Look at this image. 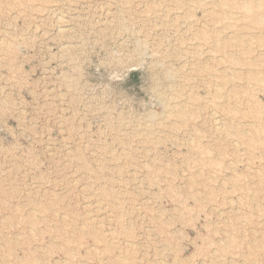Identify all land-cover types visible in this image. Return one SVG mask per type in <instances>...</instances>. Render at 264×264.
I'll list each match as a JSON object with an SVG mask.
<instances>
[{
	"label": "rangeland",
	"instance_id": "rangeland-1",
	"mask_svg": "<svg viewBox=\"0 0 264 264\" xmlns=\"http://www.w3.org/2000/svg\"><path fill=\"white\" fill-rule=\"evenodd\" d=\"M0 264H264V0H0Z\"/></svg>",
	"mask_w": 264,
	"mask_h": 264
},
{
	"label": "bare ground",
	"instance_id": "bare-ground-1",
	"mask_svg": "<svg viewBox=\"0 0 264 264\" xmlns=\"http://www.w3.org/2000/svg\"><path fill=\"white\" fill-rule=\"evenodd\" d=\"M217 121V119H215ZM220 126V125H219Z\"/></svg>",
	"mask_w": 264,
	"mask_h": 264
}]
</instances>
